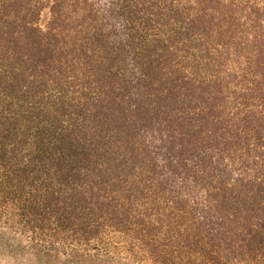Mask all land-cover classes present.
<instances>
[{"label":"trees","instance_id":"16d2710c","mask_svg":"<svg viewBox=\"0 0 264 264\" xmlns=\"http://www.w3.org/2000/svg\"><path fill=\"white\" fill-rule=\"evenodd\" d=\"M4 216L104 264H264V0H0Z\"/></svg>","mask_w":264,"mask_h":264},{"label":"rangeland","instance_id":"374dc122","mask_svg":"<svg viewBox=\"0 0 264 264\" xmlns=\"http://www.w3.org/2000/svg\"><path fill=\"white\" fill-rule=\"evenodd\" d=\"M32 231L16 217H0V264H104L90 254L55 252Z\"/></svg>","mask_w":264,"mask_h":264}]
</instances>
